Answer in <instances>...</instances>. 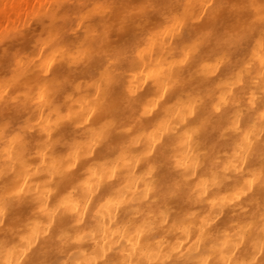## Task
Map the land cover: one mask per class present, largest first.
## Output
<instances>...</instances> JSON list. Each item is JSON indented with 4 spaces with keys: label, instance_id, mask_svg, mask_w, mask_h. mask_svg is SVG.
Masks as SVG:
<instances>
[{
    "label": "clouds",
    "instance_id": "1",
    "mask_svg": "<svg viewBox=\"0 0 264 264\" xmlns=\"http://www.w3.org/2000/svg\"><path fill=\"white\" fill-rule=\"evenodd\" d=\"M0 264H264V0H0Z\"/></svg>",
    "mask_w": 264,
    "mask_h": 264
}]
</instances>
